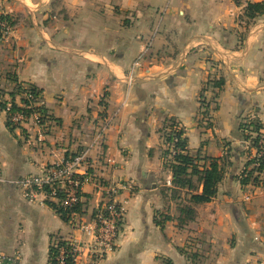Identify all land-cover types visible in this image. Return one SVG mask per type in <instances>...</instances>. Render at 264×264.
I'll return each mask as SVG.
<instances>
[{"label": "crops", "instance_id": "1", "mask_svg": "<svg viewBox=\"0 0 264 264\" xmlns=\"http://www.w3.org/2000/svg\"><path fill=\"white\" fill-rule=\"evenodd\" d=\"M247 3L264 0H0L13 22L0 40V102L19 104L16 86L32 87L46 117L11 128L0 109L4 178L41 174L55 157L89 149L96 180L129 186L118 197L114 251L93 259L77 218L65 222L50 202L29 204L1 184L0 252L47 264L51 239L61 238L78 244L77 264H189L181 250L197 253L195 264H264V182L237 181L246 162L240 119L257 118L264 130V17L247 20ZM175 130L200 167L228 150L233 161L216 196L181 227L165 141ZM98 202L84 185V219ZM157 215L171 220L157 226Z\"/></svg>", "mask_w": 264, "mask_h": 264}, {"label": "built area", "instance_id": "2", "mask_svg": "<svg viewBox=\"0 0 264 264\" xmlns=\"http://www.w3.org/2000/svg\"><path fill=\"white\" fill-rule=\"evenodd\" d=\"M12 25L4 18H0V40L8 38L12 33ZM140 60V59H139ZM139 60L134 62L130 70L129 84L132 82V74L138 68ZM26 91L22 94V99L26 104H16L19 111H11L10 103L6 104L4 113L11 127L19 128L30 122L39 126L45 121V115L41 111V105L38 97L29 94ZM176 130L171 133V141L168 143L171 158L179 153L174 150L177 141ZM105 134V126L101 127L95 139L94 145H100ZM245 148L247 142H243ZM255 163L264 161V143L260 142L259 154L253 156ZM252 157V158H253ZM89 149L81 151L67 158L63 156L55 157L52 165L47 167L41 174L26 175L12 180H6L3 176L0 165V185L4 183L11 184L18 189L22 197L29 203L33 204L38 200L39 204L45 205L47 202L52 203L57 209L65 214L70 220L78 219L79 230L87 240V250L93 255V259H99L102 255L110 254L114 251L115 242L118 234V227L124 215L123 202L118 200L121 192L129 191L127 184H105L96 180L90 172ZM84 185H92L99 202L93 214L84 219L82 214L75 212V209L82 200V188ZM82 218V219H81ZM84 219V220H83ZM69 251L60 248L58 263L64 264L65 257L69 256L77 264L79 262V247L77 243L69 244ZM15 256L5 255L0 252V264H16Z\"/></svg>", "mask_w": 264, "mask_h": 264}, {"label": "trees", "instance_id": "3", "mask_svg": "<svg viewBox=\"0 0 264 264\" xmlns=\"http://www.w3.org/2000/svg\"><path fill=\"white\" fill-rule=\"evenodd\" d=\"M238 4V1H235ZM244 16L247 20L251 21L258 17H264V4L262 3H247L244 8ZM0 18H4L10 22V18L7 16L0 15ZM10 24L13 26V22ZM216 87L219 88L222 85V82L215 83ZM27 91L33 96L40 95V92L35 88H28ZM26 90L22 89L19 85L16 86V94L22 95ZM15 93L11 94V97ZM20 104H26L24 99H21ZM7 103L0 102V109L4 111ZM11 111H19V108L16 104L13 103V100L10 101ZM41 111L44 114V111L41 107ZM6 124L8 127H11L9 122ZM174 127L175 125H170ZM14 128V127H11ZM238 132L241 140L249 145L245 148V145H241V149L237 152L238 156L245 157L246 162L243 166L241 174L237 177L241 187H246L249 185L261 186L264 182V161H259L255 163L253 156L259 154L260 152V142L264 143V130L261 122L254 117H242L238 124ZM176 143L174 145V150H179V153L171 157L169 169L171 172V195L173 198L180 200L177 206L179 216L176 218L177 224L179 227L183 226L187 222L193 221L195 217L194 207L209 203L217 194L218 185L223 181L225 173L228 169L233 167L232 154L228 150L227 154L218 159H210V164L207 168L200 167L197 164L196 158L190 157L186 153V139L183 137L182 131L176 132ZM171 135L165 137V141L170 143ZM253 151V155L251 154ZM167 152H164V155ZM166 155H170V151ZM252 155V156H251ZM253 157V158H252ZM199 188L201 191L199 192ZM181 191H185V196L187 198H181ZM48 206L55 211L57 215L63 221L68 219L65 217V214H62L59 209L54 205L48 203ZM75 212L79 214L84 213L81 208V204L77 206ZM170 217L165 216H155L154 223L157 226L162 227L166 221H170ZM67 241L62 240L61 238H52L51 243L48 249L49 261L47 264H59L58 256L59 250L62 248L65 251V254L69 251V245ZM181 254L185 255L189 260V264H195L198 255L196 253H187L183 250L180 251ZM64 264H75L72 259L67 256L64 259ZM164 264H171L169 261H164Z\"/></svg>", "mask_w": 264, "mask_h": 264}, {"label": "rangeland", "instance_id": "4", "mask_svg": "<svg viewBox=\"0 0 264 264\" xmlns=\"http://www.w3.org/2000/svg\"><path fill=\"white\" fill-rule=\"evenodd\" d=\"M12 29H13V27H12ZM36 97H38V100H39V102H40V100H41L40 95H38V96H36ZM40 105H41V102H40ZM194 218H195V217H194ZM190 222H191V221H190ZM190 222H189V223H190ZM190 239H193V237H190V236H189V240H190ZM233 239H234V237L231 236V237L227 240V245L230 246V244L233 242ZM193 241H194V240H193ZM189 242H190V241H189ZM229 242H230V244H229ZM190 243H192V242H190ZM189 247H190V246H189ZM191 253H192V252H191ZM196 254H197V253H196Z\"/></svg>", "mask_w": 264, "mask_h": 264}]
</instances>
